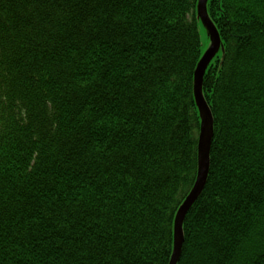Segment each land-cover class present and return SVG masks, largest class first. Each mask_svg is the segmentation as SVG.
Wrapping results in <instances>:
<instances>
[{
	"label": "trees",
	"instance_id": "16d2710c",
	"mask_svg": "<svg viewBox=\"0 0 264 264\" xmlns=\"http://www.w3.org/2000/svg\"><path fill=\"white\" fill-rule=\"evenodd\" d=\"M198 0H0V264H169L198 167ZM205 185L176 264H264V0H208Z\"/></svg>",
	"mask_w": 264,
	"mask_h": 264
},
{
	"label": "water",
	"instance_id": "95a60500",
	"mask_svg": "<svg viewBox=\"0 0 264 264\" xmlns=\"http://www.w3.org/2000/svg\"><path fill=\"white\" fill-rule=\"evenodd\" d=\"M207 1L208 0H199L197 5L198 18L203 23L210 38V46L202 55L194 72V83H193L194 98L201 119L200 133L198 140L197 176L190 193L187 195L183 203L178 208L175 216L174 227H173V250L169 264H176L180 257V252L183 244L182 224L187 212L189 211L192 204L200 195L205 185L207 173H208L209 149L212 139V116L203 98L201 84H202V78L204 72L208 64L210 63L214 55L217 53V51L220 48L222 50V47L220 45V38L218 32L215 26L213 25V23L208 18L206 13Z\"/></svg>",
	"mask_w": 264,
	"mask_h": 264
},
{
	"label": "rangeland",
	"instance_id": "374dc122",
	"mask_svg": "<svg viewBox=\"0 0 264 264\" xmlns=\"http://www.w3.org/2000/svg\"><path fill=\"white\" fill-rule=\"evenodd\" d=\"M198 31L201 40V52L204 54V52L208 49L210 45V38L207 33V30L205 29V27L201 22L198 23Z\"/></svg>",
	"mask_w": 264,
	"mask_h": 264
}]
</instances>
